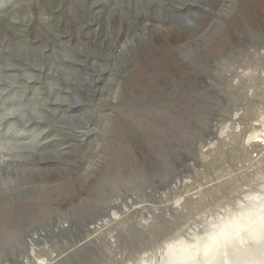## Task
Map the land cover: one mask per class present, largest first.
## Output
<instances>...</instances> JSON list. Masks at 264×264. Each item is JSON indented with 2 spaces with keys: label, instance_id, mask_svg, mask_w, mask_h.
I'll return each instance as SVG.
<instances>
[{
  "label": "rangeland",
  "instance_id": "obj_1",
  "mask_svg": "<svg viewBox=\"0 0 264 264\" xmlns=\"http://www.w3.org/2000/svg\"><path fill=\"white\" fill-rule=\"evenodd\" d=\"M263 218L264 0H0V264H240Z\"/></svg>",
  "mask_w": 264,
  "mask_h": 264
},
{
  "label": "bare ground",
  "instance_id": "obj_2",
  "mask_svg": "<svg viewBox=\"0 0 264 264\" xmlns=\"http://www.w3.org/2000/svg\"><path fill=\"white\" fill-rule=\"evenodd\" d=\"M189 4H190V3H189ZM60 101H61V100H60ZM62 102H63V101H62ZM254 197H255V196H254ZM258 197H259V195H258ZM261 204H262V203H261ZM134 208H135V207H134ZM255 216H256V215H255ZM258 216H259V215H258ZM259 217H260V216H259ZM251 218H253V217H251ZM249 219H250V218H249ZM253 219L255 220V218H253ZM259 219H260V218H259ZM250 220H251V219H250ZM263 220H264V218H263ZM259 221H260V220H259ZM259 221H257V222L259 223ZM242 222H243V221H242ZM244 222H245V220H244ZM254 223H255V222H254ZM100 224H101V223H100ZM240 224H241V222H240ZM250 224H251V223H250ZM227 225H228V224H227ZM256 225H257V224H256ZM97 226H98V224H97ZM229 226H231V225H229ZM232 226H233V225H232ZM241 226H242V225H241ZM258 226H259V225H258ZM224 227H225V225L223 226V228H224ZM239 227H240V225H239ZM242 227H243V226H242ZM242 227H240V228H242ZM223 228H222V229H223ZM222 229H221V230H222ZM227 229L229 230L228 226H227ZM232 229H233V228H232ZM235 229H236V228H235ZM238 229H239V228H238ZM238 229H237V230H238ZM246 229H247V228H245V230H246ZM255 229H256V228H255ZM237 230H233V231L236 233ZM253 230H254V229H253ZM256 230H257V229H256ZM222 231H223V230H222ZM228 232H229V231H228ZM228 232H227V233H228ZM230 232H231V230H230ZM237 232H238V231H237ZM263 232H264V231H263ZM227 233H226V234H227ZM226 234L224 233V235H226ZM239 234H240V233H239ZM242 234H243V233H242ZM228 235H229V233H228ZM228 235H227V236H228ZM222 236H223V235H222ZM237 236H239V235L237 234ZM237 236H236V238H237ZM220 237H221V236H220ZM228 237H229V236H228ZM233 237H234V236H233ZM211 238H213V235H212ZM218 239H219V238H218ZM227 239H228V238H227ZM230 239H231V238H230ZM209 240H210V239H209ZM209 240L207 241L208 243H209ZM213 240H214V239H213ZM223 240H224V239H223ZM225 240H226V237H225ZM210 241H211V240H210ZM220 241H221V240H220ZM227 242H228V240H227ZM219 243H220V242H219ZM219 243H216V242L214 243V242H213V243H211V244H212V245H213V244H214V245H215V244L217 245V244H219ZM234 243H235V242H234ZM242 243H243V242H242ZM242 243H241V244H242ZM245 243H246V242H245ZM248 243H249V242H248ZM203 245H206V244L203 243ZM221 245H225V244H221ZM180 246H181V245H180ZM180 246H179L178 248H181ZM184 246H185V244H184ZM184 246H183V247H184ZM186 246H187V245H186ZM206 246H208V245H206ZM225 246H226V245H225ZM188 247H189V246H188ZM202 247H203V246H202ZM212 247H213V246H212ZM212 247H211V248H212ZM216 247H217V246H216ZM248 247H249V246H248ZM185 248H186V247H185ZM189 248H190V247H189ZM189 248H188V250H189ZM196 248H197V247H196ZM196 248H195V249H196ZM214 248H215V246H214ZM220 248H221V247H220ZM171 249H172V248H171ZM171 249H169V250H171ZM174 249H175V248H174ZM181 249H182V248H181ZM186 249H187V248H186ZM215 249H217V248H215ZM179 250H180V249H179ZM218 250H219V249H218ZM218 250H217V251H218ZM221 250H222V249H221ZM34 251H35V247H32V248L30 249V254H29L28 257L26 258V259H27V261H25L26 263H27L28 261H32V262H34V264H50V263H49L48 261H46V260H39V261H37V260L33 259L32 256H31V253H32V254L35 253ZM171 251H172V250H171ZM171 251H170V252H171ZM191 251H192V250H191ZM212 251H213V249H212ZM225 251H227V250H225ZM180 252H181V251H180ZM208 252H209V248H208L207 254H208V255L210 254V256L213 255V254H211V252H210V253H208ZM218 252H219V251H218ZM221 252H222V251H221ZM223 252H224V251H223ZM237 252H238V250H237ZM237 252H236V253H237ZM192 253H193V252H192ZM239 253H241V252H239ZM243 253H244V254H243ZM172 254H173V256H174V255L176 254V252H175V254H174V253H172ZM180 254H181V253H180ZM195 254H196V253H195ZM226 254H228V253H226ZM232 254H233V253H232ZM234 254H235V253H234ZM242 254H243V257L241 256L242 258L238 255L241 259H240V258H239V259L237 258V259L239 260V263H240V264H245V263H246V264H249V261H248V260H250V258H253V257H254L253 259L255 260V258H256V259L259 261L260 264H264V239L258 241L257 245L254 246L253 248H248V249L243 250V251H242ZM242 254H240V255H242ZM176 255H177V254H176ZM208 255L206 256V255L204 254L203 256H206V258H205L206 260L209 259L210 261H212V260H211V257L209 258ZM216 255H217V254H216ZM222 255H223V254H222ZM189 256L191 257V255H189ZM218 256H219V255H218ZM218 256H216V257H218ZM223 256H224V255H223ZM234 256H235V255H234ZM179 257H180V256H178V258H179ZM207 257H208V259H207ZM213 257H214V256H213ZM235 257H236V256H235ZM173 258H175V257H173ZM176 258H177V257H176ZM178 258H177V259H178ZM221 258H223V257L221 256ZM248 258H249V259H248ZM169 259H170V258H169ZM223 259H225V258H223ZM227 259H228V258H227ZM214 260H215V259H214ZM220 260H221V259H220ZM220 260H219V262H221ZM251 260H252V259H251ZM257 260H255L256 263H258ZM215 261H216V260H215ZM215 261H214V262H215ZM217 261H218V260H217ZM217 261L215 262V264H216V263L219 264V262H217ZM223 261H224V260H223ZM230 261H231V260H230ZM247 261H248V263H247ZM214 262H213V263H214ZM226 262H227V261H226ZM226 262H225V263L223 262V263L226 264ZM192 263H193V262H192ZM194 263H195V262H194ZM250 263L253 264L254 262L252 263V261H251ZM256 263H255V264H256ZM220 264H221V263H220ZM228 264H229V263H228ZM231 264H232V263H231Z\"/></svg>",
  "mask_w": 264,
  "mask_h": 264
}]
</instances>
